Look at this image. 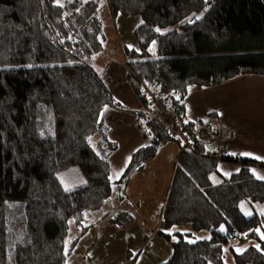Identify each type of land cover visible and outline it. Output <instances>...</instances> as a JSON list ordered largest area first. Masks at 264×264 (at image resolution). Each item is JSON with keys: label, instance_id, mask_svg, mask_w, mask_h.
I'll use <instances>...</instances> for the list:
<instances>
[{"label": "trees", "instance_id": "obj_1", "mask_svg": "<svg viewBox=\"0 0 264 264\" xmlns=\"http://www.w3.org/2000/svg\"><path fill=\"white\" fill-rule=\"evenodd\" d=\"M107 2L113 15L142 20L123 55L148 141L115 183L108 162L115 145L104 137L97 152L91 143L102 109H122L85 63L102 51L100 0H0V264H65L69 220L84 223L83 213L101 210L114 189L124 199L130 176L169 142L180 152L156 230L172 248L163 264H224L226 246L234 264H264V181L251 170L264 162L237 159L239 171L212 185L216 162L195 135L201 126L185 115L190 89L264 76V0ZM142 85L178 116L188 146L172 139ZM71 167L86 183L65 190L57 174ZM111 221L130 220L116 214ZM185 223L209 238L188 242L178 233L172 241L167 231ZM239 243L249 244L234 253Z\"/></svg>", "mask_w": 264, "mask_h": 264}, {"label": "crops", "instance_id": "obj_2", "mask_svg": "<svg viewBox=\"0 0 264 264\" xmlns=\"http://www.w3.org/2000/svg\"><path fill=\"white\" fill-rule=\"evenodd\" d=\"M111 37L113 45L120 41L118 35L114 38L111 34ZM124 47L120 48L121 55L109 60L104 72L99 73L113 100L122 109L104 107L100 114L101 129L91 139L95 151L100 148L104 137L115 145L108 158L110 180L114 183L120 180L132 154L148 143L142 134V128L138 126L139 117L136 112L143 111V107L128 79ZM91 66L95 69L93 64ZM185 106L187 122L195 123L197 117L207 114L215 120L208 129L223 130L225 154L231 160L216 163L211 177L213 183H219L222 179L225 181L231 174L238 172L240 163L237 159L254 160L258 163L264 161V76L241 75L219 86L190 89L185 96ZM217 149L213 147L207 150L216 153ZM103 150L104 144L97 152ZM179 152V144L175 142L162 146L141 171L130 176L125 196L129 200L135 197L134 201H138L147 198L146 189L155 192L162 190L164 206ZM258 168L260 167L256 165L251 169L255 177L254 170ZM136 183L138 185L134 187ZM160 220L161 216L158 224Z\"/></svg>", "mask_w": 264, "mask_h": 264}, {"label": "rangeland", "instance_id": "obj_3", "mask_svg": "<svg viewBox=\"0 0 264 264\" xmlns=\"http://www.w3.org/2000/svg\"><path fill=\"white\" fill-rule=\"evenodd\" d=\"M66 1L68 0H55V4L62 6ZM100 16L103 23L102 51L86 58L85 63L93 64L95 70L102 74L109 60L121 55L120 48L124 45L127 48L134 47L133 30L142 23V20L139 16L124 18L120 14L113 18L114 15L109 11L107 0H100ZM111 34L114 38L117 35L120 37V41L114 43L116 46L111 42ZM213 121H215L213 118H209L205 114L197 117L195 123L201 127L211 128ZM223 128L226 130V127ZM105 139L109 143L106 137ZM254 172L257 176L256 179L264 180V168H258ZM57 177L65 190L79 188L86 183L76 167L59 172ZM222 181L219 183L210 182L217 186ZM137 185V183L134 184V187ZM145 191L148 193L146 199L134 201L135 197L129 200L125 196L122 199L121 193L118 196V192L114 189L101 210L83 213L84 223L82 220L79 222L76 218L69 220L68 236L65 243L70 249V254L67 256L65 264L166 263L172 255V248L170 243L156 232L163 208L164 193L162 190L155 192L146 189ZM254 207L256 205L250 206L251 210ZM116 214L126 215L130 221L123 225L112 223L111 220ZM87 225H89L87 231L82 236V227ZM167 233L175 234L172 236V241L178 239V233L183 234L182 239L188 242L209 238V232L206 230L194 234L189 223L174 226ZM150 235L153 237H149ZM248 244L239 243L232 250L234 253H240L245 250ZM71 247L73 248L71 249ZM232 255L233 252L229 246H226L223 255L224 264H234Z\"/></svg>", "mask_w": 264, "mask_h": 264}, {"label": "built area", "instance_id": "obj_4", "mask_svg": "<svg viewBox=\"0 0 264 264\" xmlns=\"http://www.w3.org/2000/svg\"><path fill=\"white\" fill-rule=\"evenodd\" d=\"M142 89L156 110L157 116L164 126L170 131L172 139L180 140L183 147L188 146L190 143L186 138V134L181 123L179 122L178 116L170 109L166 102L156 92L145 85H142ZM195 135L197 139L206 146L207 149L210 150V148L213 147L218 148L216 153L211 152V155L216 163L226 159V148L223 145V130L221 128L211 130L205 127H200L196 129ZM234 240L235 239H232V241Z\"/></svg>", "mask_w": 264, "mask_h": 264}, {"label": "bare ground", "instance_id": "obj_5", "mask_svg": "<svg viewBox=\"0 0 264 264\" xmlns=\"http://www.w3.org/2000/svg\"><path fill=\"white\" fill-rule=\"evenodd\" d=\"M108 7H109V11L112 13V11H111V9H110V5H109V3H108ZM115 17V14H114V16H113V18ZM124 18H127V17H124Z\"/></svg>", "mask_w": 264, "mask_h": 264}]
</instances>
